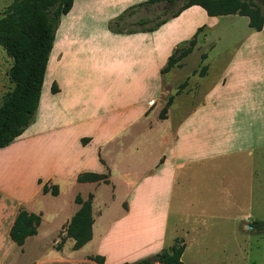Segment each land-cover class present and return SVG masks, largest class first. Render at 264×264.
<instances>
[{
  "label": "crops",
  "instance_id": "crops-1",
  "mask_svg": "<svg viewBox=\"0 0 264 264\" xmlns=\"http://www.w3.org/2000/svg\"><path fill=\"white\" fill-rule=\"evenodd\" d=\"M145 1L73 0L69 12L61 16L46 68L50 80L43 92L47 82L44 77L35 119L8 146L0 148V155L12 153L14 161L21 163V172L15 179L19 191L14 188L15 194H8L7 187L0 183V192L11 199L7 206L8 215L0 217V238L8 241L5 246L0 245V254L6 248V252H10L13 247L23 248V252H19L24 253L30 239L39 237L48 217L53 221L59 218L57 236L61 231L66 233V225L80 207L75 202L79 193L72 199L75 209L63 215L59 212L60 217H56L55 211H49L41 201L48 197L60 199L66 188L72 190L87 185L90 188L87 196L89 193L93 195V223L92 237L82 246L91 247V251L82 259L95 262L90 256L102 255V264H120L155 255L165 245L169 209L179 178L184 177L183 181L190 183L194 177L192 171L186 170L188 165L192 162L200 164L197 171L201 179L199 183L206 191L212 190L219 175L216 161L229 148V135L234 133L233 130L252 127L253 121L259 128L260 125L264 128V92L256 89L260 82H264V25L259 31L248 25L250 32L232 51L220 75L206 85L201 82L208 76V66L204 64L207 69L201 76L196 102H191L193 90L187 88L185 92L192 93L188 95L190 101L186 99L183 102L177 117L172 115L171 104L164 118L159 117L157 108L155 121H147L156 106L151 95L158 92L161 95L164 89L163 75L167 72L161 73L160 70L168 57L177 46L193 38L201 26L204 28L196 35V45L209 43L213 48L216 39L207 38L218 27L220 16H209L200 5H192L153 31L114 33L108 29L109 20L128 7ZM90 2L93 9L89 8ZM143 8L148 7H137L128 20H139L138 15ZM84 19L87 23L82 24ZM95 19L105 24L102 42L95 37L96 27L88 23ZM205 54L204 60L207 58ZM69 65L99 70L103 83L93 82V88L103 94H120L122 88L135 90L144 97L150 96L141 109L144 120L139 118L142 126L134 139L125 136L126 129L138 123L134 118L120 120L117 131L105 132L99 139L92 131L95 122L91 119L92 111L85 108L81 113L74 111V95L80 88L70 79L66 80L65 87L53 80L58 90L51 91L49 85L55 76L53 70ZM175 67L179 66L169 71ZM88 76L93 79L91 73ZM158 121L170 122V125L159 133L156 129ZM99 124L103 126L104 122ZM83 138L87 141L83 142ZM109 144L114 145L115 151L111 160L102 153V148ZM3 172L4 166L0 161V182ZM86 172L106 173L108 181L79 182L78 175ZM44 183L57 185L58 194L43 193ZM31 184L36 187L34 193L27 190ZM103 187L109 194L95 210L97 191ZM21 208L40 215L41 221L37 233L28 236L23 245H17L10 238L9 230ZM73 244L74 239L72 249L77 250Z\"/></svg>",
  "mask_w": 264,
  "mask_h": 264
},
{
  "label": "rangeland",
  "instance_id": "rangeland-1",
  "mask_svg": "<svg viewBox=\"0 0 264 264\" xmlns=\"http://www.w3.org/2000/svg\"><path fill=\"white\" fill-rule=\"evenodd\" d=\"M11 2L12 0H0V16ZM180 4L181 2L160 3L147 9L143 8V12L138 17L142 19L158 16L156 19L159 20L169 15ZM89 8L93 9L92 2L89 3ZM164 10L167 11L166 14ZM136 21H129L127 18L126 29L139 28ZM81 23L87 22L84 19ZM88 23L96 27L95 37L97 41L102 42L105 24L99 19ZM150 24L153 22L147 25ZM248 32L250 28L247 17L237 14L220 16L218 27L214 28L207 38V40L216 39L215 46L210 48L209 43L202 42L198 46L195 44L192 51L180 60L179 67L163 75V92L161 95L159 92L151 95L155 100L153 105L156 106L152 109L147 121H155L154 111L157 108H159L157 112L160 117V112L170 95L173 96L170 110L174 117L181 113L183 102L190 99L188 95L191 96L193 93L191 102L192 100L196 102L197 91L201 87L200 71L204 64L208 66V76L201 82L206 85L220 75L232 51L245 39L244 35ZM58 35L59 32L57 37ZM205 53L207 58L204 60L202 55ZM11 64L12 59L0 46V104L3 95L13 87L8 76ZM52 73L55 75L52 81L56 80L64 87L67 79L79 86L80 89L76 90L74 95V111L81 113L82 108L92 111L91 119L95 120V122L92 121V131L98 135L99 139L105 132L117 131L119 128L117 124L124 118H134V121L138 122L128 127L125 132L127 139H134L135 133L142 126L139 124V118L144 120L141 109L146 106L150 96L144 97L135 90L122 88H120V94L117 92L103 94L104 92L93 88V82L103 83L100 71L94 68L86 70L81 66L69 65L53 70ZM89 73L93 79L89 78ZM45 78L47 82L43 92L50 80L49 71ZM187 88L193 92L187 94L189 92H185ZM256 89L264 92V82H260ZM262 106H264V94ZM99 122H104L103 126ZM158 122L156 129L159 133L165 131L170 125V122ZM251 124L252 127L233 130L234 133L229 135L231 137L229 148L223 151L216 161L218 164L215 168L219 175L216 179L217 184L212 190L206 191L200 185L198 162H192L186 169L193 172L194 177L190 179V183L184 182V177L179 178L169 209L167 237L163 248L171 250L174 243L177 245L184 243L185 247L181 256L184 264H264V128L262 125L259 128L254 121ZM105 128L109 129L105 131ZM113 149L114 145L109 144L102 148V153L111 160L115 152ZM0 156L4 166L0 183L4 188L7 187L8 194H15L14 188H17L15 179L16 174L21 172V163L14 161L12 153H1ZM17 189L19 191L20 188ZM27 190L34 193L36 187L31 184L28 185ZM89 191L90 188L87 185L74 187L72 190L66 188L60 199L48 197L41 202L49 211H55L53 214H56V217H60L59 212L63 215L75 209L76 205L72 200L75 194L79 193L86 198ZM97 193L95 210L102 199L108 196L109 191L103 187ZM10 204V197L0 192V217L8 215L7 206ZM50 213L48 212V215H51ZM46 221L48 223L45 222L42 226L39 237L30 239L24 253H21L23 248L19 249L21 252L17 247L6 252V248L0 254V264H96L82 259L84 254L91 251V247L85 246L73 250L72 238L68 239L66 233L62 231L57 236L59 218L53 221L48 217ZM7 242V238H0V245L5 246ZM154 257L152 264H159L157 256ZM42 260L43 262L39 263Z\"/></svg>",
  "mask_w": 264,
  "mask_h": 264
},
{
  "label": "trees",
  "instance_id": "trees-1",
  "mask_svg": "<svg viewBox=\"0 0 264 264\" xmlns=\"http://www.w3.org/2000/svg\"><path fill=\"white\" fill-rule=\"evenodd\" d=\"M181 4L173 9L169 15L157 20L158 16L142 18L136 21L139 28L127 29L124 32L127 18L139 6L150 7L158 3ZM73 0H12L0 16V46L12 59L8 76L13 87L2 97L0 104V148L8 146L16 137L34 121L39 105L42 85L46 73L47 63L55 39V32L62 15L69 12ZM200 5L209 16L240 15L248 18V25L259 31L264 25V0H146L125 9L116 18L109 20L107 27L114 33H132L137 31H153L168 19L176 17L184 9ZM165 14L166 10L163 11ZM153 22V24L147 25ZM124 23V25L122 24ZM204 26L197 29L190 40L177 46L168 57L161 73L168 72L174 66H180V60L188 55L197 42L196 35ZM187 45V46H185ZM206 54L202 55L204 59ZM207 66L204 65L200 75L204 76ZM180 89V86H179ZM58 90L57 84H51V91ZM173 96H169L165 107L160 112L164 118L168 107L172 104ZM87 138H83V142ZM79 182L108 181L107 174L86 172L79 174ZM41 183V180H38ZM58 194L57 185L44 183L42 192ZM93 195L88 194L83 199L79 194L75 202L80 207L66 225V236L74 239L73 248L79 249L92 237L93 217L91 202ZM41 221L40 215L19 209L9 230L10 238L17 244L23 245L25 239L37 233ZM185 244L174 243L171 250L163 248L156 255L146 256L135 261H125L120 264H152L154 256H159V264H184L181 256ZM95 262L102 264V255L90 256Z\"/></svg>",
  "mask_w": 264,
  "mask_h": 264
},
{
  "label": "water",
  "instance_id": "water-1",
  "mask_svg": "<svg viewBox=\"0 0 264 264\" xmlns=\"http://www.w3.org/2000/svg\"><path fill=\"white\" fill-rule=\"evenodd\" d=\"M157 259L159 260V256H157Z\"/></svg>",
  "mask_w": 264,
  "mask_h": 264
}]
</instances>
